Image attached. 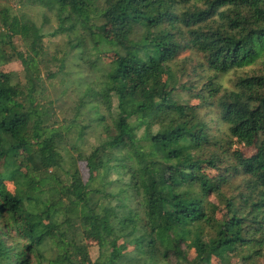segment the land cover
Wrapping results in <instances>:
<instances>
[{
  "label": "trees",
  "instance_id": "trees-1",
  "mask_svg": "<svg viewBox=\"0 0 264 264\" xmlns=\"http://www.w3.org/2000/svg\"><path fill=\"white\" fill-rule=\"evenodd\" d=\"M9 1L0 64L23 72L0 71V264H264V0ZM71 56L59 119L45 79Z\"/></svg>",
  "mask_w": 264,
  "mask_h": 264
},
{
  "label": "rangeland",
  "instance_id": "rangeland-1",
  "mask_svg": "<svg viewBox=\"0 0 264 264\" xmlns=\"http://www.w3.org/2000/svg\"><path fill=\"white\" fill-rule=\"evenodd\" d=\"M7 0H0V3H5V4H11V6L14 8L13 10L18 13V10L20 8L19 4H14L13 2L9 1L6 2ZM4 4V5H5ZM26 12L36 21V23L39 26L43 25V11L36 9V8H26ZM46 27L44 28L45 33L49 34L50 26L45 25ZM15 43L18 46V48L21 51H25V47L23 46L22 41L19 38L15 39ZM64 40L63 37L58 36V37H47L45 39V44L47 47V51L49 54V59L51 62H49V65L47 68L43 69V76L46 78V70L51 69L52 72H56L57 70V65L59 64L57 60L63 56L62 52L64 50L63 46ZM59 49V51H58ZM101 57L102 64H109L112 59L114 58V55L112 53L108 54H102L99 55ZM0 71L2 72H17L18 74L22 75L21 73L23 72V67L22 64L19 61L10 63L8 65L5 64H0ZM78 69L75 67V59L73 56L70 57L69 59V67L65 70V76L62 75H57L55 78H50V79H45V94L44 96L46 97L47 100H52L54 101L55 105V110L57 115L59 116V119H62L63 117H69L71 115V107L76 101V93L79 91V85L77 83L78 77L75 75L77 74ZM179 97L182 98V100L187 101L189 100V96L186 93H180ZM94 140H88L86 139L85 146H84V153L88 154L90 151V144H94ZM246 154H249L252 149H245L241 148ZM67 158V157H66ZM68 160L66 162V168H68ZM78 167L80 168L83 179L85 181L88 180V170L86 168V165L84 162H78ZM9 189L11 191L14 190V187L12 184H9ZM84 241L89 247L90 251V256L92 260L94 261L99 254V249L97 247V242L94 240V238L89 235L85 234L84 235ZM233 264H239L238 260L234 259Z\"/></svg>",
  "mask_w": 264,
  "mask_h": 264
}]
</instances>
